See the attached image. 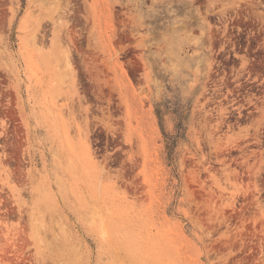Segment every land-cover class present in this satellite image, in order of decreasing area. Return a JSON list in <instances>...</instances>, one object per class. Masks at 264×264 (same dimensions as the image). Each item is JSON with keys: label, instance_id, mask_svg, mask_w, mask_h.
Wrapping results in <instances>:
<instances>
[{"label": "rangeland", "instance_id": "obj_1", "mask_svg": "<svg viewBox=\"0 0 264 264\" xmlns=\"http://www.w3.org/2000/svg\"><path fill=\"white\" fill-rule=\"evenodd\" d=\"M0 264H264V0H0Z\"/></svg>", "mask_w": 264, "mask_h": 264}]
</instances>
